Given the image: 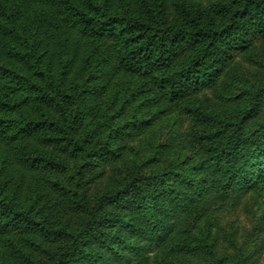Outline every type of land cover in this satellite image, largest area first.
I'll return each instance as SVG.
<instances>
[{"label": "trees", "instance_id": "trees-1", "mask_svg": "<svg viewBox=\"0 0 264 264\" xmlns=\"http://www.w3.org/2000/svg\"><path fill=\"white\" fill-rule=\"evenodd\" d=\"M114 2L0 0V219L5 218L0 233L6 236L11 229H22L28 247L47 252L50 249L45 242L56 236L46 217H39L35 203L18 207L13 202L24 194L17 177L20 167L30 173L40 166L60 168L37 146L70 143L59 135L65 129L49 118L52 112L65 110L68 99L75 113L71 127H76L78 114L99 89L92 81L114 78L113 64L118 71L138 77L149 91L163 92L170 101L183 99L213 83L231 50L252 32L264 31V0H229L216 5L215 11L226 18L219 26L206 24L189 10L184 11L183 21L168 23L163 6L156 16L130 8L118 15L112 10ZM16 111L30 112L13 116ZM48 129L58 134L51 135ZM247 139L246 147L239 143L212 150L213 163L221 167L223 161L239 156L236 164L227 167V187L243 182L253 188L258 176L264 180V126L251 131ZM25 140L32 142L23 147ZM91 145V141L73 145V153L87 152ZM197 170L196 166L179 165L130 181L114 196L121 203L133 193L131 200L124 201L129 203L126 211L100 214L86 222L78 234L67 235L51 264H81L82 260L85 264L119 263L127 248L140 256L157 242L173 252L186 247L181 235L206 209L199 207L205 180L193 179ZM17 179L20 184L13 201L10 198L4 203L2 192H8ZM142 180H147L149 189ZM100 247L115 250L118 259ZM14 252L27 264L35 262L21 248ZM0 264H8L6 258L0 256Z\"/></svg>", "mask_w": 264, "mask_h": 264}, {"label": "rangeland", "instance_id": "rangeland-1", "mask_svg": "<svg viewBox=\"0 0 264 264\" xmlns=\"http://www.w3.org/2000/svg\"><path fill=\"white\" fill-rule=\"evenodd\" d=\"M227 3L229 0H116L112 10L122 15L130 8L156 16L163 6L168 23L183 21L184 11L189 10L206 24L218 25L226 18H221L215 6ZM224 65L213 83L170 101L163 92L149 91L138 77L118 71L113 64L114 78L92 81L98 92L89 96L74 128V105L67 99L65 110L54 111L49 118L65 129L59 135L70 143L37 145L60 168L40 166L30 173L20 167L17 177L23 183L22 198H13L18 179L10 183L8 192H2L4 203L10 198L18 207L35 203L39 217H46L56 236L45 242L50 250L44 252L27 246L24 230L11 229L6 236L0 233V256L8 264H27L14 252L21 248L37 264H51L67 235L78 234L100 214L126 211L129 203L125 202L133 193L121 203L114 196L130 181L181 165L198 167L193 179L205 180L198 201L206 209L181 235L187 246L173 252L163 244L151 243L140 256L127 248L121 262L114 264H264V180L258 176L253 188L243 182L227 187V167L236 164L239 156L223 161L222 167L211 158L213 148L239 143L246 147L250 132L264 126V31L252 32L231 50ZM25 112L30 111H16L13 116H25ZM86 140L94 145L75 155L73 145ZM31 142L25 140L22 146ZM146 182L142 180V185L149 189ZM107 249L100 247L117 258L115 250ZM81 264H85L83 260Z\"/></svg>", "mask_w": 264, "mask_h": 264}]
</instances>
